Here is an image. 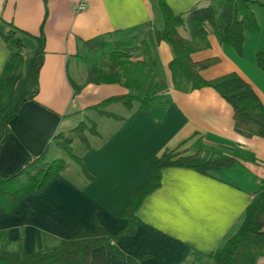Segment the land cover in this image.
Returning <instances> with one entry per match:
<instances>
[{
	"label": "crops",
	"instance_id": "obj_1",
	"mask_svg": "<svg viewBox=\"0 0 264 264\" xmlns=\"http://www.w3.org/2000/svg\"><path fill=\"white\" fill-rule=\"evenodd\" d=\"M176 15L194 7L212 6L217 19L228 0H163ZM259 30L246 32L242 52L220 41L207 25L210 46L192 54L195 61L219 57L202 71L205 79L237 72L264 103V71L256 55L264 51V7L253 5ZM44 24L45 47L35 96L38 37ZM219 21V19H218ZM26 33L24 65L7 92V78L16 71L13 47L4 39L10 27ZM164 26L159 0H0V176L15 173L34 157L55 154L59 133L72 136L81 122H95L98 133L86 132L88 145L77 154L87 172L70 166L46 186L24 195L11 212L0 210V251L21 246L25 252L54 247L82 228L94 231L100 222L115 233L127 224L121 213L154 174L167 150L207 155L239 153L244 159L207 173L169 165L160 184L147 193L136 214L132 234L115 242L123 255L105 246L92 250L90 264H215L214 253L240 228L248 207L262 194L264 137L244 136L235 128L234 109L214 88L178 89L172 82L170 44L157 42L155 29ZM187 24L180 26V33ZM140 35L147 39L158 70L146 89L159 97L149 110L114 102L93 107L131 89L121 83L88 82L84 41ZM143 58V57H139ZM7 94V95H6ZM123 104L125 107H120ZM10 131L4 135L7 118ZM75 139L74 137L72 144ZM83 142V141H82ZM73 147V146H72ZM63 150V149H62ZM74 150V148H73ZM54 160V159H53ZM49 161V160H48ZM256 264H264V256Z\"/></svg>",
	"mask_w": 264,
	"mask_h": 264
},
{
	"label": "trees",
	"instance_id": "obj_2",
	"mask_svg": "<svg viewBox=\"0 0 264 264\" xmlns=\"http://www.w3.org/2000/svg\"><path fill=\"white\" fill-rule=\"evenodd\" d=\"M47 5L48 0H44ZM164 26L155 29L157 42L166 41L170 44L173 58L169 63V70L173 84L178 89H183L191 84L194 89L201 87L214 88L234 109L235 128L244 136L258 135L264 137V103L252 85L237 72H230L222 76L205 79L202 71L220 61L219 57L195 61L192 54L207 49L210 46L206 26H211L219 35L220 41L242 52L246 32L254 33L259 30V24L253 10V5L264 7V0H228L222 11L223 22H219L214 7H194L186 15H176L169 6L159 0ZM44 20L41 34L38 37L36 53L38 65L34 75V90L27 94L22 101L35 96L39 87V71L43 64L45 33ZM187 24L190 36H184L179 28ZM26 33L10 25L4 39L9 43L14 52L11 59L16 64V71L7 78V92L14 78L20 73L24 65V55L27 50L24 36ZM87 46V55L84 57L88 72V82L95 83H121L131 89L124 95H115L105 99L93 108L109 116H116L103 108L114 102H122L131 107L137 101L140 108L149 110L153 102L159 97L148 96L146 89L153 73L158 70L147 39L140 35L105 39L95 37L84 41ZM143 57V58H139ZM257 64L264 71V51L256 55ZM7 95V94H6ZM6 96L0 95V102ZM4 123V135L9 133V121ZM98 133L95 122H81L72 130V136L59 133L54 142L69 156L80 163L82 170L87 172L82 159L74 152L73 138L79 137L88 145L86 132ZM207 149L198 145L194 153L185 151L167 150L160 157L154 168L151 179L140 188L121 213L127 219V224L121 230L112 233L105 225L98 222L94 231L86 228L80 229L70 237L61 240L54 247H46L34 252H25L21 246L13 250L0 251V264H90L92 250L105 246L115 254L123 255L116 246V240L123 234H132L140 220L136 210L144 196L160 184L161 170L169 165H178L194 168L207 173L230 167L244 159L239 153H217L208 156ZM67 167L63 159L46 160L43 155L34 157L15 173L0 176V210L11 212L15 209L20 199L31 192L38 191L46 186L48 181ZM262 194L247 209L246 216L237 230L218 249L213 259L215 264H256L259 256H264V180L261 185ZM4 239V236H0ZM134 264H141L134 260Z\"/></svg>",
	"mask_w": 264,
	"mask_h": 264
},
{
	"label": "rangeland",
	"instance_id": "obj_3",
	"mask_svg": "<svg viewBox=\"0 0 264 264\" xmlns=\"http://www.w3.org/2000/svg\"><path fill=\"white\" fill-rule=\"evenodd\" d=\"M219 14V22H223L222 19V15H221V10L218 11ZM187 28H184L182 33L184 36H186V30ZM87 55V52H86ZM120 107H125L123 104H119ZM73 148H74V152L79 154L81 153L82 149H84L86 146L84 144V142H82L79 139H75V142L72 144ZM53 149L56 151L54 155H52V157H49L48 160H53V159H63L65 160L70 166H74V167H78V164L69 156V154L62 150L61 148H56V146H53Z\"/></svg>",
	"mask_w": 264,
	"mask_h": 264
}]
</instances>
